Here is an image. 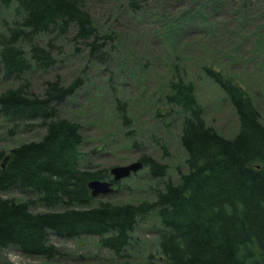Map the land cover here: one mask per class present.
<instances>
[{
  "label": "trees",
  "instance_id": "16d2710c",
  "mask_svg": "<svg viewBox=\"0 0 264 264\" xmlns=\"http://www.w3.org/2000/svg\"><path fill=\"white\" fill-rule=\"evenodd\" d=\"M0 2L17 16L0 32V68L5 78L20 76L33 63L42 68L56 63L52 40L46 45L39 41L44 33L73 30L74 37L86 41L92 51L111 38L97 28L86 0ZM179 26L170 25V36L179 33ZM22 42L29 44V53ZM203 68L234 106L238 130L226 136L209 124L195 82L175 69L164 100L181 116L180 139L188 169L180 171L178 182L168 179L154 188L153 199L138 202L101 200L89 188L92 179L111 178L109 169L84 166L83 126L61 116L59 107L83 85L81 77L70 83L60 77L49 81L43 96L29 95L23 86L1 91L0 112L7 121L17 126L40 120L45 131L39 139L9 150L0 144V249L16 246L26 254L52 258L59 253L50 240L52 234L63 238L89 234L118 257H127L135 227L153 212L161 223L159 255L154 256L161 264H264L262 115L233 75L213 65ZM120 108L123 122L129 123L126 102ZM141 159L156 178L167 177V164L147 153ZM12 188L35 196L24 200L2 196ZM37 204L52 209L34 211ZM0 264H4L1 257Z\"/></svg>",
  "mask_w": 264,
  "mask_h": 264
},
{
  "label": "rangeland",
  "instance_id": "374dc122",
  "mask_svg": "<svg viewBox=\"0 0 264 264\" xmlns=\"http://www.w3.org/2000/svg\"><path fill=\"white\" fill-rule=\"evenodd\" d=\"M86 7L101 34L111 38L92 51L73 30L44 33L39 41L46 45L52 40L56 63L47 68L33 63L20 76L8 78L0 68V92L23 86L29 95L43 96L49 81L60 77L70 83L81 77L83 85L59 107L61 116L83 126L84 166L109 169L141 159L144 153L168 165L165 179L156 178L145 165L116 184L118 191L98 199L120 203L153 199L154 188L168 179L178 182L180 171H187L182 119L164 100L175 69L195 82L207 122L226 136L237 132L238 116L204 65L233 75L252 95L264 122V0H86ZM16 17L13 8L0 2V32ZM170 21L180 24L173 36ZM22 45L29 53V44ZM123 102L131 118L127 124L120 114ZM44 131L40 120L15 126L0 112V144L6 150L39 139ZM2 196L24 200L35 195L12 188ZM32 209L52 208L37 204ZM160 226L156 213L140 219L128 250L131 255L122 258L89 234L67 238L52 234L50 240L59 250L52 258L26 254L16 246L1 248L0 257L4 264H161Z\"/></svg>",
  "mask_w": 264,
  "mask_h": 264
},
{
  "label": "water",
  "instance_id": "95a60500",
  "mask_svg": "<svg viewBox=\"0 0 264 264\" xmlns=\"http://www.w3.org/2000/svg\"><path fill=\"white\" fill-rule=\"evenodd\" d=\"M7 159L4 160L3 166H5ZM144 163L142 160H136L129 164L115 165L111 167L110 172L113 175L114 181L103 179H92L89 182V188L94 196L109 194L114 190V182L119 181L125 177L130 176L132 173L138 172L142 169Z\"/></svg>",
  "mask_w": 264,
  "mask_h": 264
}]
</instances>
